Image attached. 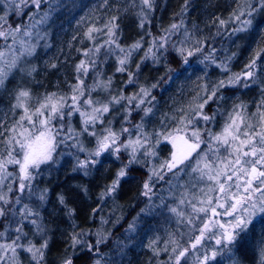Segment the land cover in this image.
Wrapping results in <instances>:
<instances>
[{"label": "snow or ice", "instance_id": "snow-or-ice-1", "mask_svg": "<svg viewBox=\"0 0 264 264\" xmlns=\"http://www.w3.org/2000/svg\"><path fill=\"white\" fill-rule=\"evenodd\" d=\"M72 7L75 0H0V96L9 100L0 112V264H121L135 239L127 234L157 215L167 227L141 241L148 264H264V0H232L203 29L188 19L194 0H183L156 32L158 0H99L93 19L77 21L85 28L72 40L84 46L74 49L80 58L71 80L35 91L36 61L51 47L54 18ZM126 18L138 29L131 43L122 40ZM253 32L256 43L233 71L241 41ZM174 61L182 72L174 73ZM42 63L44 71L59 70L55 61ZM149 65L164 66L165 75L142 82ZM190 69L201 74L189 99L162 111L155 90ZM252 91L257 95L243 99ZM66 157L82 177L106 161L115 167L103 176L85 223L67 195L56 194L67 225L61 230L44 215L52 190L41 177ZM136 172L144 174L141 207L122 240L105 227L120 224L122 211L103 213ZM77 187L92 199L87 184ZM57 231L63 250L53 256Z\"/></svg>", "mask_w": 264, "mask_h": 264}, {"label": "trees", "instance_id": "trees-1", "mask_svg": "<svg viewBox=\"0 0 264 264\" xmlns=\"http://www.w3.org/2000/svg\"><path fill=\"white\" fill-rule=\"evenodd\" d=\"M72 3V0H69ZM99 0H75L76 7H72L68 10L61 11L54 18L50 32L49 43L50 48L42 49L40 51V60L36 63L41 66V74L36 77L41 83L39 85H33L35 91L44 92L45 90H55V85L60 84L62 88L65 87L64 81L71 80L72 78V65L80 58L78 53L74 50L75 48H82L84 45L77 43L72 40L75 35L78 38L83 32L85 25H78L77 21L82 17L87 19H93V10ZM159 7L156 12V21L153 23V32H156L157 23L167 25L170 23L172 14L180 10L183 0H158ZM196 8L190 12L188 19L200 25L203 29L205 22L208 21L209 17L216 12L226 14V10L231 6L232 0H194ZM102 13H96L101 15ZM123 29L122 40L124 43H131L133 40L138 38V29L135 26L133 19L126 18L121 24ZM258 32H253L247 40L241 41L244 45L240 49V58L233 64L236 69L240 71L243 63L246 62V56L248 53V45H254L257 41ZM43 43V42H41ZM264 43V41H261ZM224 44L230 49L234 50L233 46L227 41ZM71 45V47H70ZM219 46V45H218ZM55 61L58 64V69L43 70L42 61ZM171 67L176 72H182L183 68L178 62H173ZM202 67V65H200ZM107 71L111 73L112 69L108 68ZM165 67L162 65H149L143 68L142 82H155L159 77L165 75ZM201 73L196 69H190L189 72L182 76H173L171 82L161 81L160 87L155 90L154 94L157 96L159 101L158 107L162 111H168L169 106L172 105L173 101L183 102L189 99V90L192 87L193 81L197 75ZM215 78V76H213ZM257 93L255 91L247 93L243 97L245 100H251ZM9 100L6 96H0V112H6ZM155 126V125H153ZM73 160L66 157L62 161V165L58 171H53L50 174L46 173L41 177L42 187H49L52 190L51 201L52 203L48 206V211L44 213L45 217L51 221L50 227L55 228L57 224L60 225V229L63 230L67 227L62 218V213L59 212V206L56 204V194L63 192L67 195L72 206L77 209L80 219L78 223H85L86 218L91 211V208L95 205V196L99 191V185L103 183V176L115 165L111 164L110 161L105 162V167L101 168L99 172L95 173L92 177H82L79 174L71 172ZM136 179L125 184L120 194L117 196L116 201H109L107 207L104 210L103 215L107 216L108 212L119 209L123 213V220L120 224L113 227L111 224L105 226L112 231L114 237H120L122 240L125 239L128 224L132 221V218L136 216L139 211L141 204L139 202V185L144 179L143 172L134 173ZM87 184L90 189V195L92 199L84 196L79 192L78 185ZM53 209H56L53 212ZM52 212V216H48V213ZM119 214V212L117 213ZM159 221V222H157ZM88 223H95L89 221ZM136 233L127 234L128 236H135L128 244V247L124 251V256L121 260V264H148L150 253L146 248L135 247L134 244L140 243L143 240L144 235L150 229H161L167 227L162 217L157 215L156 219L149 217L141 218L137 221ZM95 226H99L95 223ZM53 256L59 255L63 250V242L60 237L59 231L53 236ZM127 242V241H125ZM141 245V244H140ZM109 247H112L110 242ZM102 251H108L107 248ZM113 255L115 253L113 252ZM251 256L252 253H249ZM82 264V262H78Z\"/></svg>", "mask_w": 264, "mask_h": 264}, {"label": "rangeland", "instance_id": "rangeland-1", "mask_svg": "<svg viewBox=\"0 0 264 264\" xmlns=\"http://www.w3.org/2000/svg\"><path fill=\"white\" fill-rule=\"evenodd\" d=\"M233 71H239L238 69H236V67H234L233 66ZM155 229H157V228H155ZM151 235V231L149 230L148 232H146V234L144 235V237H143V240L146 238V236H150ZM141 242L140 243H136V244H134V246L135 247H140L141 246V248L142 249H144L145 247L141 244Z\"/></svg>", "mask_w": 264, "mask_h": 264}]
</instances>
